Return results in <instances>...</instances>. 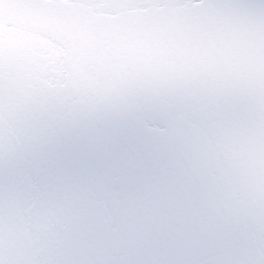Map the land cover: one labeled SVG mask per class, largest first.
Masks as SVG:
<instances>
[{"label":"snow or ice","instance_id":"snow-or-ice-1","mask_svg":"<svg viewBox=\"0 0 264 264\" xmlns=\"http://www.w3.org/2000/svg\"><path fill=\"white\" fill-rule=\"evenodd\" d=\"M0 264H264V0H0Z\"/></svg>","mask_w":264,"mask_h":264}]
</instances>
